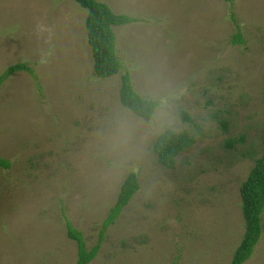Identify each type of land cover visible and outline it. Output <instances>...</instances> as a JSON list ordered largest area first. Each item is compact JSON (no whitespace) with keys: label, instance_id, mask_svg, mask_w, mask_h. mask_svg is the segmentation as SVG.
Returning <instances> with one entry per match:
<instances>
[{"label":"rangeland","instance_id":"rangeland-1","mask_svg":"<svg viewBox=\"0 0 264 264\" xmlns=\"http://www.w3.org/2000/svg\"><path fill=\"white\" fill-rule=\"evenodd\" d=\"M100 1L138 20L114 28L123 67L107 79L77 2L0 0V76L35 73L0 86V264H76L66 220L97 245L133 173L140 190L90 264H231L240 189L264 153V0ZM127 72L159 102L149 121L121 103ZM167 130L195 139L173 169L154 152ZM262 225L245 264H264Z\"/></svg>","mask_w":264,"mask_h":264},{"label":"trees","instance_id":"trees-1","mask_svg":"<svg viewBox=\"0 0 264 264\" xmlns=\"http://www.w3.org/2000/svg\"><path fill=\"white\" fill-rule=\"evenodd\" d=\"M82 8L88 11L86 19L88 43L92 48L94 58V72L100 79H107L118 74L122 67V61L116 51L115 27L137 22L136 18L128 15L117 14L113 9L100 0H74ZM231 5L235 0H220ZM243 35L239 32L234 35L233 44H244ZM17 72H28L35 76L33 68L27 62L10 66L0 76V86L11 75ZM120 100L124 107L132 111L137 117L146 121L151 120L155 114L159 102L142 97L136 92L129 72L122 77ZM191 121L187 116L185 118ZM224 127L226 125L224 124ZM195 144V139L186 132L177 133L172 130L163 132L156 140L154 152L158 163L167 169H173L176 158L182 152L187 151ZM0 166L9 168L10 163L0 159ZM140 190L139 180L136 174H131L124 182L118 200L104 221L100 233V241L91 249L87 248L85 236L82 231L75 228L71 221L66 220L67 234L76 241L78 247V259L76 264H90L101 249V242L105 237L106 230L119 218L133 196ZM242 198V212L246 223V232L234 252L231 264H245L254 254L262 233V216L264 213V153L255 162L247 180L240 189Z\"/></svg>","mask_w":264,"mask_h":264}]
</instances>
